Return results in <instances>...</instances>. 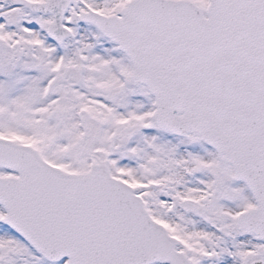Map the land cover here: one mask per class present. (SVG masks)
<instances>
[{
	"label": "snow or ice",
	"instance_id": "1",
	"mask_svg": "<svg viewBox=\"0 0 264 264\" xmlns=\"http://www.w3.org/2000/svg\"><path fill=\"white\" fill-rule=\"evenodd\" d=\"M0 264H264V0H0Z\"/></svg>",
	"mask_w": 264,
	"mask_h": 264
}]
</instances>
